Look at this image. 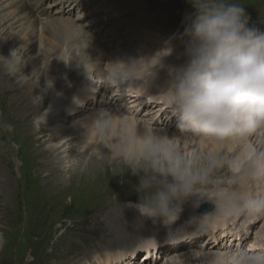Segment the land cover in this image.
Listing matches in <instances>:
<instances>
[{
  "label": "rangeland",
  "instance_id": "1",
  "mask_svg": "<svg viewBox=\"0 0 264 264\" xmlns=\"http://www.w3.org/2000/svg\"><path fill=\"white\" fill-rule=\"evenodd\" d=\"M138 1L145 3L146 7H136ZM234 2L245 7L251 18L250 23L264 28V0H234ZM27 3L35 4L33 6L35 12L39 10L53 12L54 17L50 16V18L53 17L52 19H71L76 26L87 30L91 35L100 39V46L107 50L103 53L101 64L103 69L112 67L114 64L119 65L115 62L118 54L123 55L125 48L129 50L127 55L143 48L144 51L136 60L133 57L119 56L124 63L137 61L133 67L134 70L132 69L130 72L133 75L130 78L133 82L144 83L143 77L149 74V71L157 72L159 69L161 71L162 67L166 69L164 57L167 53V61L173 65L178 66L184 63L183 51L187 37L183 41H174L171 37L179 30L188 14L194 11L189 0H129V4L132 6L129 4L113 6L116 12L109 17H107V0H83L76 3V6L74 5L71 9L63 0H27ZM9 10L5 9L0 13V17ZM106 20L108 22L104 23ZM166 30L168 32L163 34ZM10 32L14 33V30L7 29L5 31L6 37L11 38ZM133 34L141 35L143 39L145 37V40L138 43V40L131 38ZM40 35L41 37L45 36L46 39L49 33L43 32L42 34L39 33ZM125 38L128 42L123 41ZM18 39L16 40L19 43L14 48L21 45ZM37 45H34V51L29 57V64L24 68L28 75L31 74V71L37 73L35 76L34 74L29 75L32 78L29 87L21 89L19 86L17 90L7 91L4 90L5 84L0 85V155L2 158L0 171L3 173L2 175L0 172L2 175L0 178V264H104L105 260H109L111 264H175L171 262L172 258L193 251L200 253L210 250L225 252L242 248L249 252H257L249 248V245L256 242L255 235L260 231L264 220L263 216L247 222L250 225L249 232L242 236L240 245L235 244L236 232L231 229L230 225L228 229L217 226L211 231L212 233L209 232V236L205 234L207 231L201 224L195 230L185 231L181 229L166 237V230L163 225L153 224L151 220H148V223L151 222L150 229L153 232L145 238V241L139 240L146 236L148 230L137 235L138 232L130 227L123 232V235L118 233L117 218L108 209L113 206L120 213L128 209L129 202H136L137 194L133 186L137 183V178L127 174L130 171V165L125 171L118 170L116 164L119 161L112 163L108 158L105 174L101 173V175L95 176L89 172L90 167L84 165L91 152L87 153L82 145H71L66 153H59L56 149L58 138L53 136V131L55 128H60L72 132L73 126L78 124L80 120L90 119L94 122L98 116L92 117L90 114H95L98 110L100 113L103 112L104 116H112L107 129L111 128L113 120L119 116L118 114L113 115L118 111L121 114L135 111L137 112L135 113L136 119H144L150 122V125L155 129L167 130V132L169 129L175 131V118L169 114L170 111L156 109L160 101L158 103L153 102L158 100L152 103L145 101L139 106L129 109L128 104L138 101L139 98L130 97V95L122 98V94L129 93L128 89L107 85L108 79L113 76V72L107 70L103 71V76L100 77L105 83L101 81L98 84L103 86V89H100L99 93L91 94V96H89L88 91L87 96H81L80 102L84 103L83 107L73 119L66 117L64 112L67 110L64 109L59 123L55 124L58 121V115L55 120L45 124L46 134L31 135L30 132L23 129L24 123H20L21 120L17 118L23 119L22 114H25L28 116L27 119H24L27 124L35 125L38 116L43 118L48 116L51 112L50 108L56 109L58 103L59 106L63 103L62 98H52L49 103V99L54 93L51 94L50 92L48 96L42 94L47 77L42 75L43 78H40L38 67L34 71L30 65L35 64L38 59ZM75 49L79 50H75V55L79 52L81 59L83 57L81 46L75 47ZM92 58L95 56L89 59ZM73 63L75 60L71 64ZM156 67L158 69H155ZM126 70L127 67L124 66L122 73L128 74L129 71ZM66 72L65 67L60 70V74ZM88 76L91 77V81L85 82L84 85L89 86L86 89L92 91L98 81H96L95 75L90 74ZM37 80L40 81L39 86L33 87ZM151 80L156 81V79ZM162 84L163 82L158 83L160 86ZM75 85L76 82L73 83V86ZM54 87L56 85L52 83L51 88ZM164 88L165 86H162L161 89ZM129 90L131 89L129 88ZM39 94L45 99L43 105H46L40 111V115L33 113L34 104L40 101ZM101 94H103V100H100ZM92 97L94 98L90 99ZM115 98L119 99L115 100ZM87 101L89 103L85 104ZM59 106L55 114H59ZM93 106L95 110L91 112L90 107ZM103 115L101 118L104 117ZM117 120L115 122L116 133H122L123 129L120 127L123 125V121L122 119ZM5 124L11 125V130H6L3 127ZM261 130L264 132V126ZM37 136L40 139L35 142ZM96 136H98V131L95 133ZM101 136L102 133L92 147L85 144L87 150L96 148ZM225 138H233V136ZM177 148L181 150V145L177 144ZM260 149L259 152L253 153L252 161L264 159V146L261 151ZM201 151L199 149L196 151L197 157L194 159L193 168L207 169V171L213 168L211 173L213 176L218 172L216 171L217 163L207 152ZM81 152L85 156H80ZM210 159L214 161L211 165ZM233 161L234 155L225 156V160L221 161L220 165L225 167L224 170L230 174L220 175V177L212 180L207 187L208 190L205 191H212L217 182H227V184L222 185V190L231 193L229 195L235 196L243 193L236 189H246L244 185L240 186L241 180L249 178L251 170L250 167L241 166L240 170L235 173L232 167ZM78 163L82 165H78ZM115 171L118 172V175L114 174ZM71 174L74 175V178L70 177ZM210 177L206 175L203 180ZM260 177L261 179L256 177V181H251L249 187L259 186L262 189L264 180L262 176ZM257 181H259L258 184H256ZM198 205V207L193 206L190 209L195 216L202 215L199 212L202 205H207L210 210L214 207L213 202ZM184 208L185 206H183ZM184 214L182 212L180 218ZM192 217L194 216L187 214L184 219L177 221V225H183ZM242 219L239 220V225ZM120 230L122 231V228Z\"/></svg>",
  "mask_w": 264,
  "mask_h": 264
},
{
  "label": "clouds",
  "instance_id": "2",
  "mask_svg": "<svg viewBox=\"0 0 264 264\" xmlns=\"http://www.w3.org/2000/svg\"><path fill=\"white\" fill-rule=\"evenodd\" d=\"M189 3L194 11L186 17L184 63L167 67V86L161 93L166 97L176 128L190 140L245 135L264 126V28L250 23L245 7L234 0H189ZM25 62L24 53L18 50H13L10 58L0 56V65L14 80L25 77L22 72ZM115 63L125 64L131 72L137 61ZM125 82L123 74H115L107 85L118 87ZM111 119L112 116L106 115L98 120L94 125L97 131L104 133ZM3 127L11 130V125ZM129 145L134 147L131 157ZM113 155L127 159L130 165L127 174L137 178L133 186L137 200L128 206L144 220L163 225L166 237L181 229L195 230L206 216L217 211L177 225L184 204L195 195V187L203 182L207 169L193 168L195 157L184 156L176 146V137L155 132L133 133L117 146ZM255 169L257 177L264 176V159L255 161ZM194 206H199L197 199ZM220 211L249 217L264 215V193L237 194ZM205 264H264V251L232 249L209 255Z\"/></svg>",
  "mask_w": 264,
  "mask_h": 264
},
{
  "label": "bare ground",
  "instance_id": "3",
  "mask_svg": "<svg viewBox=\"0 0 264 264\" xmlns=\"http://www.w3.org/2000/svg\"><path fill=\"white\" fill-rule=\"evenodd\" d=\"M63 1H66L69 9H71L76 3H80L83 0H63ZM124 4H129V0H107V6H108L107 7V13H108L107 17L112 16L116 12L113 6H116V5L123 6ZM34 5L35 4L27 3V0H0V13H2L5 9H10L5 15L0 17V56H3L5 58H10L11 52L13 50H18L20 53H24V58L26 61L22 68V72L25 77L19 80H14L10 78L7 75L4 67L0 65V75H1L0 85L2 83L5 84L6 88H4V90H7V91L17 90L19 86H20L19 88L21 89L29 87L31 80H32V78H30L29 75L34 74L35 76L37 73H34L31 71V74L28 75L26 74L24 68L25 66L29 64V57L34 51V45L38 44L37 45L38 49L36 51L38 59L36 60L35 64L32 63L30 65H31V68L34 69V71H35V68L38 67V73L40 74L39 75L40 78H43L42 75H46L47 77L44 87H43L42 94L45 96H48L50 92L51 94L54 93L52 97L49 99V103L52 98L53 99L62 98L63 103L60 104V106L58 103L56 109L54 107L50 108L51 112L48 116L44 118L41 116H38L35 125L28 123L29 124L28 126L27 122L24 120L25 118L26 119L28 118L27 115L22 114L23 119L18 116L19 118L17 119L21 120L19 122L24 123L23 129L30 132L31 135L46 134L45 124L47 122L55 120V118L58 115H59L57 118L58 121L55 124L59 123V119L63 115L64 109L67 110L64 112L66 117L73 119V117L77 115V112L83 107L82 105L84 104L80 102L81 101L80 97L87 96L88 95L87 91L90 93L89 96H91V94L99 93V90L103 89V86H99L98 84L101 81L102 83H105L103 80L100 79V77L103 76V71H107V70H110V72H113V75L115 74H123L124 76L127 75L125 76L126 82L124 85H121V87H125L126 89H128L129 93L122 94L121 95L122 98L127 97L129 95L130 97L139 98L138 101L130 102L128 104L127 107L129 109L132 107L139 106L145 101H147V103H152L153 101L158 100L157 102H153V103H158L159 101L162 103L159 102L158 105L156 106L157 107L156 109H158L159 111L161 110L166 111V112L170 111L169 105L166 101V97L163 94H161L162 91L167 86V79H168L167 68L164 69V67H162L161 71L159 69L157 72L149 71V74H146L143 77V79L145 80L144 83L133 82L130 79L133 76L130 72H128V74L122 73V68L126 66L123 63H117L119 65L114 64V66L112 67L103 69L101 67V64L103 62V53L107 52V50L105 48L102 49V46H100L99 44L100 39H97L96 36L91 35V33H89L87 30H83L81 27L76 26L71 19H67V18L52 19L54 17L53 16L54 14L53 12L49 10H39L38 12H35L33 8ZM138 6H140L141 8H144V6L146 7V4L143 3L142 1H138L136 4V7ZM50 16H53V17L50 18ZM107 22L108 20H106L104 23H107ZM186 27H187V21L185 18V20L182 22L181 26L179 27V30L172 35L171 37L172 40L183 41L185 38L183 33ZM7 29L14 30V33L10 32L11 38L6 37L5 31ZM43 32L49 33L48 38L46 37L45 39V36H42V37L41 35L39 36V33L42 34ZM167 32L168 31L166 30L163 32V34ZM18 38H21V39H18ZM131 38L138 40V43L141 42L142 40H145V37L143 39L141 35L136 36L135 34H133ZM16 39L20 40V44H21L20 46L18 45L19 46L18 48H14L15 45L19 43L17 42ZM123 41L128 42L126 38ZM78 46H81V49L83 50V53H82L83 57L81 59L79 58V52L78 54L75 55V50L79 51L78 49H75V47H78ZM142 51H144L143 48L138 49L135 52H131L130 54L131 56H130V55H127L129 50L125 48L123 51L124 52L123 55L118 54L117 61H121L119 56L133 57V59L136 60L138 57H140V53ZM74 55L75 57L73 58ZM94 56L95 58L89 59ZM104 58H106V56H104ZM167 58H168V53L164 57V63H166V66L168 67L169 65H173V63H170L169 61H167ZM73 60H75V63L71 64ZM64 67L66 68L67 72L60 74V70ZM155 69H158V68L156 67ZM86 73L88 74L86 75ZM90 74L95 75L97 78L96 81H98L92 91L87 90L86 88L89 86L84 85L85 82L91 81V77L88 76ZM151 79H156V81H153ZM74 82H76L75 86H73ZM160 82H163L161 86L158 85V83ZM39 83L40 81L37 80L36 83L33 85V87H35V85L39 86ZM43 83H44V80H43ZM52 83H54L56 87L51 88ZM162 86H165L163 90L161 89ZM129 88L131 90H129ZM103 94H101L100 100H103L102 99ZM39 97H40V101L34 104L33 106L34 109L32 108L33 113H38V115H40L39 114L40 111L46 107V105H43L44 103L43 101L45 99L41 97V94H39ZM93 98L94 97L90 99H93ZM116 99H119V98H115V100ZM88 103L89 101L85 102V104H88ZM65 105H67V107H65ZM58 106H59V114H55V112L58 110ZM90 109L89 110L93 112L92 110H95V107L94 106L90 107ZM135 113L137 112L130 111L128 112V114H121L118 111L114 113L113 115L115 114L119 115L116 117L117 119H122L123 121V125L120 127L123 129L122 133H116L115 122L118 120L115 118L113 120L111 128L106 129V131L102 133L98 146L96 148L90 149V151L87 150L86 148L87 146H85V144H88L90 147H92L95 144V141L98 139L100 132H98V136L95 137V133L97 132V129L96 127H94V125L98 120L101 119L103 112L100 113V111L98 110L97 113L90 114L92 117L98 116V118L94 120V122H92V120L90 119H87L86 121L80 120L78 124H75L73 126L74 130L72 132L64 131L63 129H60V128L59 129L55 128V130L53 131V136H57L56 138H58L56 149L59 151V153L63 154L68 151V148L71 145L84 146L83 149L87 151V153L91 152V154L87 157V160L84 163V165L89 166L90 167L89 172L94 174L95 176H99L101 175V173L105 174L104 172L107 170L106 163L108 162L106 160H108V158L110 159V162L112 163L114 161L115 162L119 161L118 164H116L117 165L116 168L118 170L125 171V169L129 166L128 160L124 158H120V157H115L113 153L117 149V146L125 143L127 140V137L131 136L133 133L136 135H144L146 133L155 132L157 134H167L169 137H176V146L177 144H180L182 153L184 154L186 158H189V159L193 157H197L196 151L198 149L202 150L204 153L207 152V154H209L214 159V161L217 163L216 171L218 172L214 174L213 176H211L213 168L207 171L206 175H209V177L210 176L211 177L207 178L206 180H203V182L198 183L196 185L195 192L197 190H200V189L201 190L198 193H195L194 196L190 197L188 201L184 204L185 208L183 209L182 212L185 214L179 220L184 219V217L187 214L195 216V214L190 209L193 208L194 201H196V199L198 201V204L206 203V202H213L214 207L211 208L209 213L213 212L215 209L217 211L213 213L212 215L206 216V218L203 220L202 226L207 231L205 232V234L209 236L210 234L209 232L213 231L217 226L218 227L221 226L222 228L228 229L230 228L229 227L230 225L231 229H233L236 232L235 238L237 239H235L234 242L236 245H240V240L242 236L247 235L249 232L250 225L247 222L249 220H257V218H260L261 216L264 217V215H257L255 217H249L248 215L244 213H240L236 215H229L224 211H220L224 209L226 205H228L231 199L237 196V195L235 196L229 195L231 193H228L227 191L222 190V185L227 184V182H224V183L217 182L215 188L212 189V191H205V190H208L207 187L211 184V181L214 180L215 178L220 177V175L230 174L229 172H226L224 170L225 167H223L220 164H221V161L225 160L226 155L231 154V155H234V161H233L232 167L235 173H237V171L240 170L241 166L250 167V170H251V176L249 178H245L241 180L240 186L244 185L246 189L245 190L236 189V190H239V192H243L242 194H247L251 196H256L258 194L264 193L263 185H262L263 186L262 189H260L259 186L249 187V183H251V181L253 180L256 181V177H257L255 175V172H256L255 162L252 161L253 153L259 152L258 150L260 148H261L260 149L261 151L264 146V132L261 130L262 126L255 128L254 130L245 134L244 136L237 135V136H233V138H227V139L226 138L215 139L211 137H195L190 140H186L185 139L186 134L179 132L177 128H175V131H171L172 129H169L168 132L167 130L155 129V127L150 125V122H147L144 119L143 120L136 119L135 116L137 115H135ZM169 114L171 115V111ZM48 131L50 130L48 129ZM39 139L40 137L37 136V138L35 139V142H38ZM135 147H138V144ZM133 151H134V147L132 145H129L128 147L129 157L132 156ZM255 155H258V154H255ZM80 156L83 157L85 156V154L81 152ZM1 161H2V158L0 155V162ZM78 165H82V164L78 163ZM114 174L118 175V172L115 171ZM2 175L0 174V178ZM70 177L74 178V175L71 174ZM259 178L261 179L260 176ZM262 179L264 180V176H262ZM259 181H257L256 184H258ZM133 193L134 191L132 192V194ZM108 210L115 214L117 218L116 223L119 225L117 232L121 233L122 235H123V232H125L126 229H129L130 227H133L131 229H135L134 231L138 232L137 235L140 233H143L145 230H148V232H146L145 234L146 236L142 240H139L142 242V241H145V238L153 232V230L150 229L151 222L148 223V220H144L143 217H139L138 212L134 208L128 207V209L123 210L120 213L113 206L109 208ZM202 215L198 214V216H202ZM138 219H141V221H138ZM240 219H242V221L239 225L238 222ZM159 225L162 226L161 224ZM103 228H105V226H103ZM121 228H122V231L120 230ZM139 229H142V230H139ZM153 235H156V234H153ZM255 239H256V242L249 245L250 246L249 248L257 252L264 251V220L260 228V231L255 235ZM212 246L215 247V245L213 244ZM214 253H222V252L210 250L209 252L200 253L198 251L197 252L193 251L192 253H189L186 255L184 254L182 256H175L174 258L171 259V262L175 264H190V263L191 264L192 263L205 264L208 256ZM104 264H111V263L109 260H105Z\"/></svg>",
  "mask_w": 264,
  "mask_h": 264
},
{
  "label": "water",
  "instance_id": "4",
  "mask_svg": "<svg viewBox=\"0 0 264 264\" xmlns=\"http://www.w3.org/2000/svg\"><path fill=\"white\" fill-rule=\"evenodd\" d=\"M209 207L207 206V205H202L200 208H199V212L201 213V214H206V213H208L209 212Z\"/></svg>",
  "mask_w": 264,
  "mask_h": 264
}]
</instances>
